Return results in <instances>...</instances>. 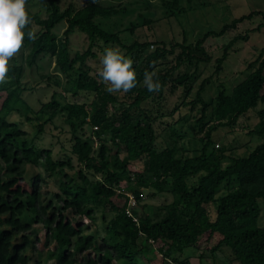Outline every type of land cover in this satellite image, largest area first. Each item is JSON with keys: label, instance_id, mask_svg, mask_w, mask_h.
I'll use <instances>...</instances> for the list:
<instances>
[{"label": "trees", "instance_id": "trees-1", "mask_svg": "<svg viewBox=\"0 0 264 264\" xmlns=\"http://www.w3.org/2000/svg\"><path fill=\"white\" fill-rule=\"evenodd\" d=\"M45 1V18L26 6L32 24L23 31L27 34L37 28L35 42L27 35L23 42L29 48L26 64L31 67L43 56L55 57V66L65 75L72 95L87 93L93 100L89 105L61 103L53 95L40 111L47 119L37 125L35 138L46 124L62 117L71 133V154L82 168L68 175L65 169L74 170L70 157L55 160L51 149L38 148L35 138H29L17 122L10 121L17 115L31 123L29 114H35L22 95L23 67L11 65L9 82L0 85V264H140L137 253L145 259L158 253L163 260L177 261L175 254L197 247L204 236L210 239L215 235L220 239L211 249L212 255L224 246L238 264H264V226H258L259 201H264V141L247 155L235 156L232 145L225 146L215 137L219 130L235 133L239 119L264 102V47L248 65L249 75L229 93L219 84L217 95L205 100L201 95L204 80L195 98L189 99L199 65L211 60L205 41L223 35L246 18H264V13H251L194 42L184 38L180 43L124 44L117 33L102 29L96 22L118 15L120 8L104 7L100 0H84L79 8L69 4L62 10L59 0ZM166 6L169 17L183 13L176 0ZM62 22L66 28L58 38L53 30ZM134 28L131 25V32ZM75 32L87 37L88 47L71 55L70 36ZM246 38L248 34L237 36L223 48L215 61L216 73L222 71L235 42ZM98 43L119 46L134 62L137 86L123 93L122 100L109 94L98 74H91L86 66L88 58H95L93 49ZM150 47L155 49L150 51ZM170 57L173 64L161 68ZM145 71L157 72L162 85L159 92H149L143 85ZM41 77L50 81L48 75ZM167 87L171 92L182 88L183 94L170 116L180 107H188V113L198 111L199 116L188 127L199 142L191 155L184 154L182 148L178 157L176 148L159 149L156 145L154 124L164 116L158 104ZM148 101L155 102L151 109L143 107ZM109 108L115 111L110 114ZM184 116L168 126L171 141L184 138L175 129L177 123L187 121ZM257 117L259 123L248 130V136H264V109ZM38 166L48 177L60 179L58 192L48 201L44 200L45 180L27 169ZM143 190H151L150 196L164 192L172 195L173 201L161 207L159 219L136 212L145 197ZM126 193L137 200L133 211L137 223L126 214ZM97 212L101 214L103 236L97 230L90 234L83 223L85 219L95 224Z\"/></svg>", "mask_w": 264, "mask_h": 264}, {"label": "rangeland", "instance_id": "rangeland-1", "mask_svg": "<svg viewBox=\"0 0 264 264\" xmlns=\"http://www.w3.org/2000/svg\"><path fill=\"white\" fill-rule=\"evenodd\" d=\"M173 0H100L99 3L104 7H118L121 13L110 18H98L96 22L100 27L108 32L117 33L124 44H131L134 41L155 42L164 41L182 42L185 38L188 42H194L202 37L207 32L219 33L224 26L231 25L233 21L242 17H247L251 13H264V0H176L178 8H182L183 13L175 14L169 17L167 10V3ZM45 0H27V7L33 12L45 18L47 12L45 9ZM60 7L64 10L69 4H73L79 8L85 4L84 0H59ZM149 21V23H146ZM131 25L135 28L131 32ZM259 27V30H255ZM66 28L64 22L55 27L53 32L58 38H62L63 32ZM35 31L37 30L34 27ZM248 38L241 39L235 42L231 50L228 51V56L223 62L222 71L215 72V61L222 56L223 48L229 44L237 36H245ZM88 47L87 37L79 32H75L70 36V50L71 55L75 52L83 53ZM119 48L122 54L124 50L119 46H104L98 43L93 49L95 58H88L86 66L90 68V73H98L102 67L101 58L106 48ZM264 47V18L261 15H254L251 18L236 24L235 27L228 29L223 35L213 36L205 41L204 48L211 60L207 64H200L198 67V78L194 84L192 93L189 99H194L195 94L199 91L200 85L205 82L201 95L205 100L213 98L219 91V84L222 85L226 93H229L233 87L242 82L248 75V65L254 62L261 49ZM155 47H150L153 51ZM177 52V51H176ZM29 53V48L23 46L19 55L10 61L11 65L22 66L23 75L20 80L23 87V98L35 111V114H29L33 118L31 123L20 120L17 115H12L10 121L17 122L20 129L25 131L29 138H35L37 132V125L43 123L47 119V114H42L40 111L43 105L48 103L52 96L61 103H79L90 104L93 96L87 93H79L73 96L71 87L65 75L61 74L55 66V57L50 55L43 56L36 60L35 64L29 67L26 64V57ZM264 57V55H263ZM173 64V57L168 58L167 64L161 66L165 68ZM180 72L184 68H180ZM193 72V69L190 70ZM42 75H48L49 80L42 79ZM121 99L123 93H115ZM182 88H177L174 92L167 87L162 94V99L159 106L163 110V117L156 120L154 124L157 133L156 145L159 149L164 147L176 148V156L183 153L191 155L195 149L199 148V142L193 135H191L188 127L192 125L194 119L199 114L198 111L188 113V107H180L172 116L169 113L180 104L182 99ZM0 97V101L1 98ZM122 100V99H121ZM155 102L148 101L143 105L147 109H151ZM119 105L115 106L117 109ZM264 109V102H259L254 109H251L248 114L241 117L238 121L235 133L227 132V130H219L216 132V139L225 146L232 145L235 156H245L252 151L256 145L264 141L263 137L248 136V130L253 129L258 123L259 118L257 112ZM115 110L109 108V113L112 114ZM186 122L177 123L175 129L180 134L184 135L182 140L177 142L171 141L169 125L176 122L180 115H184ZM89 132V129H87ZM217 142L218 145L221 144ZM35 144L40 149H51L53 151V158L55 160H64L70 157L74 170L65 169L68 175H73L74 172L82 168L78 164L76 158L71 154V133L69 127L65 124L62 117H56L52 123L44 126V131L41 135L35 138ZM136 167H140L137 164ZM31 174L39 173L45 180L43 185V192L46 193L44 200L48 201L53 197V193L58 192V177H48L44 172L42 166L28 167ZM135 167L133 168V170ZM145 195L141 205L136 210L137 213L142 211L148 213L153 219L157 220L163 214L161 207L170 204L173 197L169 192L155 194L150 196L151 190H143ZM261 209L260 217L258 219V226H264V201H259ZM144 207V208H142ZM209 213L214 216V210L210 206ZM135 212V210H134ZM109 218L110 213H107ZM95 224L83 219L89 227V233L99 231L100 236L104 235V226L101 223V214L97 212ZM78 221L80 218H77ZM220 237L218 235L208 239L204 236L200 239L197 247L185 249L183 254H175L173 257L177 259H162L156 253L154 256L148 255L147 259L143 258L141 253H137L136 258L140 264H181L187 262L188 264H238L233 260L228 248L222 246L220 250L216 251L214 255L211 254V249L217 244ZM53 248V246H51ZM150 259V260H149Z\"/></svg>", "mask_w": 264, "mask_h": 264}, {"label": "clouds", "instance_id": "clouds-1", "mask_svg": "<svg viewBox=\"0 0 264 264\" xmlns=\"http://www.w3.org/2000/svg\"><path fill=\"white\" fill-rule=\"evenodd\" d=\"M26 5L27 0H0V85L9 82L10 61L20 54L25 36L33 42L37 39L35 31H23L32 24ZM100 63L97 74L109 94L128 93L137 86L134 62L119 48H106ZM143 85L149 92L162 88L156 71L144 72Z\"/></svg>", "mask_w": 264, "mask_h": 264}, {"label": "built area", "instance_id": "built-area-1", "mask_svg": "<svg viewBox=\"0 0 264 264\" xmlns=\"http://www.w3.org/2000/svg\"><path fill=\"white\" fill-rule=\"evenodd\" d=\"M125 196L128 198L127 200V206H126V214L133 219L134 222L137 223V218L134 215L133 211L137 207V200L134 198V196L130 193H126ZM142 196V195H140ZM144 199V197H142Z\"/></svg>", "mask_w": 264, "mask_h": 264}]
</instances>
